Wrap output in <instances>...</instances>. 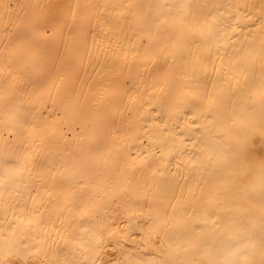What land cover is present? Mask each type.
I'll return each mask as SVG.
<instances>
[{"label":"bare ground","instance_id":"6f19581e","mask_svg":"<svg viewBox=\"0 0 264 264\" xmlns=\"http://www.w3.org/2000/svg\"><path fill=\"white\" fill-rule=\"evenodd\" d=\"M262 160L264 0H0V264H264Z\"/></svg>","mask_w":264,"mask_h":264},{"label":"snow or ice","instance_id":"6c2138e0","mask_svg":"<svg viewBox=\"0 0 264 264\" xmlns=\"http://www.w3.org/2000/svg\"><path fill=\"white\" fill-rule=\"evenodd\" d=\"M218 145H219V142L217 141V145H216L217 149H218ZM261 164H262V171H264V160L261 161ZM261 189H262V195H264V179H262V182H261ZM169 223L170 222H165V226H168ZM228 239L229 241H231L233 238L229 237ZM224 252L226 254H230V256L232 257H235L240 252V248L236 246L235 244H233L231 247L226 246L224 248ZM108 264H111V262H108ZM125 264H140V262L137 260L129 259L125 262ZM161 264H168V262L164 261V262H161ZM212 264H214V262H212ZM220 264H237V261L235 259L225 258L220 262Z\"/></svg>","mask_w":264,"mask_h":264}]
</instances>
